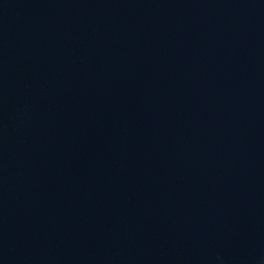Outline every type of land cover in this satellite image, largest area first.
<instances>
[{
	"label": "water",
	"instance_id": "1",
	"mask_svg": "<svg viewBox=\"0 0 264 264\" xmlns=\"http://www.w3.org/2000/svg\"><path fill=\"white\" fill-rule=\"evenodd\" d=\"M0 264H264V0H0Z\"/></svg>",
	"mask_w": 264,
	"mask_h": 264
}]
</instances>
